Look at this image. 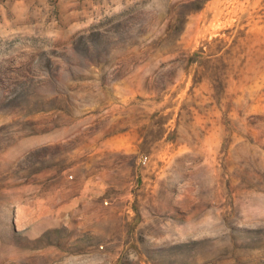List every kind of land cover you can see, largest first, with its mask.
<instances>
[{
    "label": "rangeland",
    "instance_id": "obj_1",
    "mask_svg": "<svg viewBox=\"0 0 264 264\" xmlns=\"http://www.w3.org/2000/svg\"><path fill=\"white\" fill-rule=\"evenodd\" d=\"M0 264H264V0H0Z\"/></svg>",
    "mask_w": 264,
    "mask_h": 264
},
{
    "label": "built area",
    "instance_id": "obj_2",
    "mask_svg": "<svg viewBox=\"0 0 264 264\" xmlns=\"http://www.w3.org/2000/svg\"><path fill=\"white\" fill-rule=\"evenodd\" d=\"M146 161H147V156H142V157H141V162H142L143 164H145Z\"/></svg>",
    "mask_w": 264,
    "mask_h": 264
}]
</instances>
